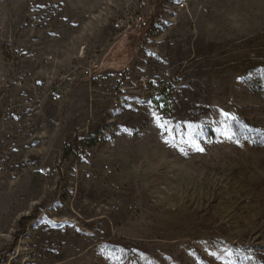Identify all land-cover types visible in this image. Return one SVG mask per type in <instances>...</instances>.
<instances>
[{"label":"rangeland","instance_id":"1","mask_svg":"<svg viewBox=\"0 0 264 264\" xmlns=\"http://www.w3.org/2000/svg\"><path fill=\"white\" fill-rule=\"evenodd\" d=\"M141 1L0 0V264H264V0Z\"/></svg>","mask_w":264,"mask_h":264},{"label":"built area","instance_id":"2","mask_svg":"<svg viewBox=\"0 0 264 264\" xmlns=\"http://www.w3.org/2000/svg\"><path fill=\"white\" fill-rule=\"evenodd\" d=\"M140 8L136 12L127 15L125 18H121L114 23V27L119 32H134L145 30L150 25L151 16L147 11V2L142 0L140 2ZM94 68L89 66L85 70V76L91 78L94 73ZM158 93V92H156ZM159 94H155L154 97L157 98Z\"/></svg>","mask_w":264,"mask_h":264},{"label":"snow or ice","instance_id":"3","mask_svg":"<svg viewBox=\"0 0 264 264\" xmlns=\"http://www.w3.org/2000/svg\"><path fill=\"white\" fill-rule=\"evenodd\" d=\"M153 115H154L155 118H156L157 126H158V127H161V128H165V127H166V124H165V123H161L162 117L157 116L155 113H153ZM223 115L227 116L228 114H227V113H223ZM233 119H234V117H233ZM189 127H191V125H189ZM230 138H231V137H229V139H230ZM166 143H167V141H166ZM194 146H195V148H196L197 151H200V152H203V151H204V149L201 148V147L199 146V144H194ZM181 151H182V150H181Z\"/></svg>","mask_w":264,"mask_h":264},{"label":"trees","instance_id":"4","mask_svg":"<svg viewBox=\"0 0 264 264\" xmlns=\"http://www.w3.org/2000/svg\"><path fill=\"white\" fill-rule=\"evenodd\" d=\"M133 37H134V35H133L131 38L133 39ZM134 38H135V37H134ZM136 40H137V39H136ZM133 42L136 43V41H134V40H133ZM94 144H95V143H92V145H94ZM35 217H36V215H30V216L22 217V218L19 220V224L25 226V223H24L25 220L32 221V220L35 219Z\"/></svg>","mask_w":264,"mask_h":264}]
</instances>
